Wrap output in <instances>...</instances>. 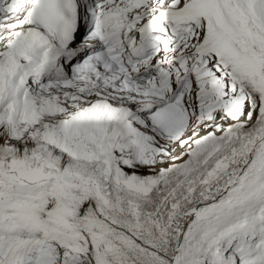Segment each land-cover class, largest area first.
<instances>
[{"label": "snow or ice", "instance_id": "obj_1", "mask_svg": "<svg viewBox=\"0 0 264 264\" xmlns=\"http://www.w3.org/2000/svg\"><path fill=\"white\" fill-rule=\"evenodd\" d=\"M0 264H264V0H0Z\"/></svg>", "mask_w": 264, "mask_h": 264}]
</instances>
